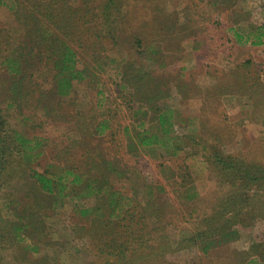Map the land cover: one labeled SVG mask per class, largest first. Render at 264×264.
<instances>
[{"label": "rangeland", "instance_id": "374dc122", "mask_svg": "<svg viewBox=\"0 0 264 264\" xmlns=\"http://www.w3.org/2000/svg\"><path fill=\"white\" fill-rule=\"evenodd\" d=\"M39 1L51 0L0 6V264H264V44H254L264 0H96L97 19L86 26L50 21L55 39L89 29L75 47L90 76L68 97L55 95L53 51L35 47L28 18ZM13 53L31 63L29 80L3 64ZM162 113L183 150L178 160L171 148L137 145L140 133L163 135ZM18 136L31 141L29 159ZM67 168L136 204L152 201L155 256L99 252L108 203L93 212L103 201L80 197L78 187L58 204L33 177Z\"/></svg>", "mask_w": 264, "mask_h": 264}, {"label": "trees", "instance_id": "16d2710c", "mask_svg": "<svg viewBox=\"0 0 264 264\" xmlns=\"http://www.w3.org/2000/svg\"><path fill=\"white\" fill-rule=\"evenodd\" d=\"M80 2L78 5H75L71 2V0H51L50 3L39 1L35 3L34 10L29 14L33 16V20H35L36 25V33L38 38L35 41V47L45 48L46 53L49 51H53V54L47 55L51 59H53V80L56 85V93L58 97H68L72 93L73 84L74 82H83L85 81L90 75V71L88 68H81L80 67V57L76 50V47H83V43L88 42L89 40L86 39L85 33L88 32V28L83 30L84 35H81L76 38H69L67 40L53 38V33L55 32L54 28L52 27L53 24H56L57 21L64 24L68 20H84L82 22L84 26L89 23V20H96L97 14H95L96 10V0H79ZM21 6L22 3L20 1H16L17 7ZM4 0H0V6H5ZM36 8V9H35ZM66 13H71L73 18L64 19V15ZM77 13L76 15H74ZM35 14H38L36 17ZM31 20V19H30ZM51 21V22H50ZM76 22H73L69 27V33L71 30L77 29L73 27ZM264 33L258 34L257 41L254 42L255 45H263L264 44ZM90 38V37H88ZM238 42L241 41V37H237L236 39ZM52 41V42H51ZM60 42V45L57 48H54V42ZM96 43L99 42L95 40ZM95 43V44H96ZM24 51H26L27 46L24 45ZM32 49L30 53L32 54ZM21 55H23L21 53ZM21 55L15 56L14 53L10 54L5 60L3 64L8 66V69L11 73L17 74L18 76L23 75L20 79L21 81L29 80V77L26 73H24L26 65H31V63L22 58ZM46 56V57H47ZM25 57V56H24ZM87 66V65H86ZM21 84L20 82L17 83V86ZM102 101V100H101ZM171 116H167L166 113H162L159 116V121L162 128L163 135H147V134H138L137 138V145L142 148L153 149L155 146H162L164 150H168L171 148L172 150L169 151L172 154L170 156L178 160L180 157L181 152L183 151L181 148L176 147L172 142L173 138L170 137L169 129L167 126H171L170 121ZM107 126L103 124L101 126L100 131L105 132ZM20 143V147L26 150L25 158L29 159L30 150L33 148L27 149V144L31 141L26 140L20 136L17 137ZM179 164H176L178 167ZM164 166V165H163ZM162 166V167H163ZM167 169L165 166L162 168V171ZM108 171H116L112 164L107 166ZM173 171H176L173 169ZM121 175V173H118ZM104 177V174L101 175ZM33 177L37 181L41 191L47 193L54 197L56 203L60 204L64 202V199L69 197L71 191L75 190L76 188L80 187L81 192L79 193L80 197H96L97 199L103 201L96 210H92L93 212L98 211L101 213L105 206H110L111 212L109 217L104 219L107 224V229L104 226L105 232L103 234L104 242L99 245V252L106 253V248H111V255L118 254L120 261L126 260L127 257L136 256L139 252L140 254L143 253L142 256L146 255H153L155 256L156 248H154L150 241L153 240L152 237L155 232H159V229L153 230L149 229L150 225L147 222V213L148 208L149 211L151 210V202L152 201H145L142 204H136L134 202V197H129L123 195L121 192L116 191L113 189V184L109 183H101V179L93 178L89 174H82L75 172L72 168H67L61 174L56 176H50L47 173H39L37 171L33 172ZM95 179V180H94ZM84 185V186H83ZM150 203V206H149ZM145 208H142V206ZM91 212L89 209L85 210L83 214H87ZM100 215V214H99ZM102 215V214H101ZM150 217H152L150 212ZM115 223V224H114ZM171 222L168 221L165 223L163 228V233L159 235V239L168 241L170 239L166 228L168 224ZM114 224V226H113ZM125 230V232H120L121 229ZM149 229V231H147ZM18 231L21 228H17ZM119 240V241H117ZM128 241V242H127ZM152 249V250H150ZM143 250H147L143 252ZM151 252V253H149ZM127 261V260H126ZM150 264L147 258H141L140 260L136 259H129L126 264Z\"/></svg>", "mask_w": 264, "mask_h": 264}]
</instances>
